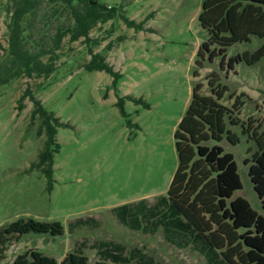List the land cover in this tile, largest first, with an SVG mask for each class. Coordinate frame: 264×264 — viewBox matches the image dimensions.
<instances>
[{
	"label": "rangeland",
	"instance_id": "rangeland-1",
	"mask_svg": "<svg viewBox=\"0 0 264 264\" xmlns=\"http://www.w3.org/2000/svg\"><path fill=\"white\" fill-rule=\"evenodd\" d=\"M106 6L123 9L135 22L145 20L142 31L127 28L116 17L90 32L99 40L94 52H101L120 74L117 89L112 78L99 71L88 72L86 45L79 40L63 41L56 71L48 79L18 78L0 85V227L18 219L59 222L60 237L28 233L12 241L0 264H11L20 254L36 250L56 262L80 242H85L84 256L89 264L98 259L89 245L94 241L121 243L127 250L137 248L159 264H204V259L190 249H178L167 243L161 230L155 234L131 231L119 224L113 207L166 195L177 168L173 134L191 98V90L200 83L201 94L209 95L207 76L216 72L229 92L222 104L230 108L233 93L243 94L244 105L238 112L240 122L264 136V59L254 66L242 63L229 71L226 60L244 51L252 52L263 40L251 36L249 43L227 49L223 67L220 58L195 67L199 45L207 39L198 15L204 0H96ZM8 0H0V63L7 55ZM111 42L110 49L105 46ZM198 76L194 77L193 72ZM43 83L40 90L39 84ZM29 88L43 107L55 114L67 127H58L59 151L53 157L52 189L38 170H30L37 160L44 136H37L39 119L31 123L32 103L28 98L18 112L17 101ZM105 94L107 97L104 98ZM141 99L135 104L125 99L124 111L138 125L135 135L115 105L118 97ZM134 130V129H133ZM239 138L236 146L221 142L225 152L234 156L241 189L233 197H243L259 214L260 201L248 177L244 160L257 150L241 127L231 128ZM92 217L98 227H83L68 232L69 223Z\"/></svg>",
	"mask_w": 264,
	"mask_h": 264
},
{
	"label": "trees",
	"instance_id": "trees-1",
	"mask_svg": "<svg viewBox=\"0 0 264 264\" xmlns=\"http://www.w3.org/2000/svg\"><path fill=\"white\" fill-rule=\"evenodd\" d=\"M7 55L0 63V85L18 78L48 79L56 71L63 41L79 40L86 45L89 60L83 70L99 71L111 78V87L117 89L120 74L106 62L104 54L94 52L99 40L90 32L114 18H120L127 28L142 31L145 20L128 19L123 9L106 6L96 0H8ZM199 23L207 33L196 52L195 67L204 68L220 58L223 67L227 49L238 43H249L255 36L263 43L254 51H244L229 57L225 66L231 71L240 63L254 66L264 59V0H204L198 15ZM112 46L109 42L105 48ZM197 71L193 76L197 77ZM42 84L37 89L40 90ZM209 95L201 94V84L191 90L188 106L173 134L177 168L166 195L156 196L152 203L140 199L111 209L123 227L155 234L159 230L164 240L178 249L198 253L204 264H264V215L255 211L243 197H233L241 189V180L234 156L220 145L226 141L232 146L240 142L231 128L240 126L241 134L252 139L257 150L244 160L249 165L248 177L264 212V136L252 128L251 120L240 122L238 112L243 107V94L231 93L234 99L230 108L222 104L229 92L216 72L207 76ZM107 97L105 94L104 98ZM28 98L32 103L31 123L39 119L37 136H44L37 160L30 170L40 171L52 189L53 157L59 151L57 128L67 127L54 113L47 111L29 88L17 101V110ZM125 99L142 104L141 99L118 97L115 105L126 118L127 127L135 135L138 125L131 122L124 111ZM134 129V130H133ZM98 227L92 217L79 218L69 223L68 232ZM60 237L64 234L59 222H40L32 218L18 219L0 227V262L12 241H19L28 233ZM85 242H80L56 262L39 251L29 250L18 255L11 264H89L84 256ZM98 259L96 264H159L152 256L137 248L127 250L112 241H94L89 245Z\"/></svg>",
	"mask_w": 264,
	"mask_h": 264
}]
</instances>
